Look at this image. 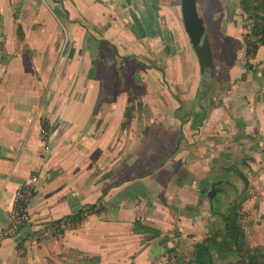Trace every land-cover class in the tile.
<instances>
[{
    "label": "crops",
    "instance_id": "0c3cea01",
    "mask_svg": "<svg viewBox=\"0 0 264 264\" xmlns=\"http://www.w3.org/2000/svg\"><path fill=\"white\" fill-rule=\"evenodd\" d=\"M212 34L202 73L183 19L162 28L136 0H0L1 228L40 176L31 222L0 244V264H154L176 246L175 210L211 200L218 157L239 147L264 162V46L248 58L241 35ZM98 204L77 229L54 224ZM136 221L161 234H135Z\"/></svg>",
    "mask_w": 264,
    "mask_h": 264
},
{
    "label": "rangeland",
    "instance_id": "374dc122",
    "mask_svg": "<svg viewBox=\"0 0 264 264\" xmlns=\"http://www.w3.org/2000/svg\"><path fill=\"white\" fill-rule=\"evenodd\" d=\"M181 2L182 0H140L139 5L144 10H147V5H149L153 15L157 16L161 27L164 28L171 23L180 24L182 22ZM199 6L209 22L210 27L207 28L209 36H212L214 32L218 33L219 30L222 33L229 31L234 32L236 38L241 35L239 38L243 40V43V36L247 35L251 46L258 44L260 39L254 36L253 29L257 26L261 30L264 29V21L255 17L257 14L264 17V0H200ZM222 40L231 41L227 37H223ZM233 40L237 44L238 40ZM213 47L215 51L219 49V44L215 39ZM185 122L187 123V120ZM192 137L191 131L186 128L183 144L187 145L188 149L190 146L188 141ZM231 150L232 156L224 159L221 155L217 158L218 161L210 166L212 185L208 184L206 191L212 190L210 192L213 202L206 195L202 209L175 210L174 219L177 221L180 218L181 225L176 223V228H172L168 233L176 240V246L173 247V252L168 250L164 257L154 264H196L194 261L195 245L204 241L213 231L222 229L219 216L211 211L212 203L215 208H220L225 212L230 204L235 201L241 202V224L245 230L248 246L252 249L264 247V215L259 211L261 205H264V162L259 161L257 155L252 157L246 154L247 151L256 152L255 150L234 147L230 149L229 155ZM241 175L248 180L247 184ZM212 188H217L218 192L214 193ZM158 233L161 234L158 229H149L146 239L155 238L160 235H157ZM235 259L239 260L236 257ZM225 262L216 260V264H225ZM239 262L243 264L241 260Z\"/></svg>",
    "mask_w": 264,
    "mask_h": 264
},
{
    "label": "trees",
    "instance_id": "16d2710c",
    "mask_svg": "<svg viewBox=\"0 0 264 264\" xmlns=\"http://www.w3.org/2000/svg\"><path fill=\"white\" fill-rule=\"evenodd\" d=\"M255 17L258 20L264 21V17L261 14H257ZM253 34L260 39L258 44L253 46L248 42L250 41L248 36H243L247 49L246 56L248 58L256 56L259 48L264 46V29L261 30L260 27L257 26L253 29ZM205 37L208 38V41L213 47L214 39L212 36L208 35L206 26ZM90 76H93V72ZM213 191L217 193L218 189L213 188ZM241 204V202L235 201L227 207L225 212L220 208H215L213 203L211 204V211L213 214L219 216L222 229L213 231L204 241L195 245L194 261L196 264H216L217 259L225 261L229 256L238 258L243 264H264V247L252 249L248 246L246 241L245 230L242 228L241 224ZM105 210L106 208L103 204L102 206L99 204L87 206L78 214L58 220L54 222V224L61 227L59 231L63 234L66 229H77L82 226L90 215L104 213ZM139 227L140 221H136L133 228L135 234H143L149 231V229L145 231V229ZM159 234L160 233L157 235ZM172 249H170L169 252H173Z\"/></svg>",
    "mask_w": 264,
    "mask_h": 264
},
{
    "label": "built area",
    "instance_id": "2783aa9c",
    "mask_svg": "<svg viewBox=\"0 0 264 264\" xmlns=\"http://www.w3.org/2000/svg\"><path fill=\"white\" fill-rule=\"evenodd\" d=\"M40 134L45 144L43 151L49 152L50 127L44 124ZM39 180L40 176L37 173H33L29 181L16 191L13 208L10 212L9 225L4 228L0 227V244L8 238L16 236L25 225L31 222L30 207L36 198Z\"/></svg>",
    "mask_w": 264,
    "mask_h": 264
},
{
    "label": "water",
    "instance_id": "95a60500",
    "mask_svg": "<svg viewBox=\"0 0 264 264\" xmlns=\"http://www.w3.org/2000/svg\"><path fill=\"white\" fill-rule=\"evenodd\" d=\"M136 1L142 13L146 14V10L139 5L140 0ZM181 3L183 24L200 62L201 72L214 69L213 51L208 38L205 37V23L198 11V0H182ZM241 177L247 184L246 178L243 175Z\"/></svg>",
    "mask_w": 264,
    "mask_h": 264
}]
</instances>
